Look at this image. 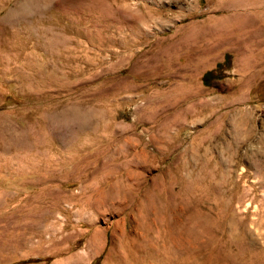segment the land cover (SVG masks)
Here are the masks:
<instances>
[{
	"label": "rangeland",
	"instance_id": "rangeland-1",
	"mask_svg": "<svg viewBox=\"0 0 264 264\" xmlns=\"http://www.w3.org/2000/svg\"><path fill=\"white\" fill-rule=\"evenodd\" d=\"M12 3L0 264H264V0Z\"/></svg>",
	"mask_w": 264,
	"mask_h": 264
},
{
	"label": "clouds",
	"instance_id": "clouds-1",
	"mask_svg": "<svg viewBox=\"0 0 264 264\" xmlns=\"http://www.w3.org/2000/svg\"><path fill=\"white\" fill-rule=\"evenodd\" d=\"M50 3L51 0H13L8 14L13 17H33L44 12ZM24 135L11 118L0 114V142H18Z\"/></svg>",
	"mask_w": 264,
	"mask_h": 264
},
{
	"label": "bare ground",
	"instance_id": "bare-ground-1",
	"mask_svg": "<svg viewBox=\"0 0 264 264\" xmlns=\"http://www.w3.org/2000/svg\"><path fill=\"white\" fill-rule=\"evenodd\" d=\"M7 0H0V3H2L3 5H1V8L5 5L4 3L6 2ZM0 8V10H1ZM10 15L8 14V11L6 13V17H9ZM124 227V226H123Z\"/></svg>",
	"mask_w": 264,
	"mask_h": 264
}]
</instances>
